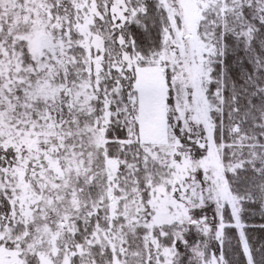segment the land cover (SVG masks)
Instances as JSON below:
<instances>
[{
  "label": "snow or ice",
  "instance_id": "snow-or-ice-1",
  "mask_svg": "<svg viewBox=\"0 0 264 264\" xmlns=\"http://www.w3.org/2000/svg\"><path fill=\"white\" fill-rule=\"evenodd\" d=\"M0 264H264V0H0Z\"/></svg>",
  "mask_w": 264,
  "mask_h": 264
}]
</instances>
